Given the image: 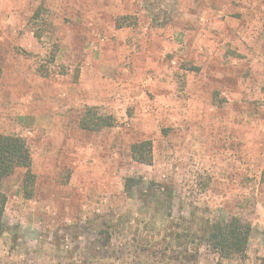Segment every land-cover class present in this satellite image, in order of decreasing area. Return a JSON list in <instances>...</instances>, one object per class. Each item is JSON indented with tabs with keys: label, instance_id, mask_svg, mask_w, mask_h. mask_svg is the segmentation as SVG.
<instances>
[{
	"label": "rangeland",
	"instance_id": "374dc122",
	"mask_svg": "<svg viewBox=\"0 0 264 264\" xmlns=\"http://www.w3.org/2000/svg\"><path fill=\"white\" fill-rule=\"evenodd\" d=\"M0 134L33 177L3 180L0 264H264V0H0Z\"/></svg>",
	"mask_w": 264,
	"mask_h": 264
},
{
	"label": "trees",
	"instance_id": "16d2710c",
	"mask_svg": "<svg viewBox=\"0 0 264 264\" xmlns=\"http://www.w3.org/2000/svg\"><path fill=\"white\" fill-rule=\"evenodd\" d=\"M40 35H36L39 39ZM50 56V61H53ZM82 128L90 131H100L111 128L113 120L111 116L98 115L93 108H88L82 119ZM131 157L134 162L149 165L152 162V148L149 141L135 143L130 147ZM31 156L26 143L19 137L0 134V236L4 232L3 214L6 206V195L3 191V180L11 176L16 169H25L23 189L27 198L32 197L33 177L30 174ZM136 185L134 179L128 178L124 182V192L127 194ZM251 231L250 224L240 218L232 217L226 221H218L211 225L207 235L202 241L211 247L220 257L228 259L232 256L245 254L248 237ZM106 240L110 239L108 232ZM100 233V234H103Z\"/></svg>",
	"mask_w": 264,
	"mask_h": 264
}]
</instances>
